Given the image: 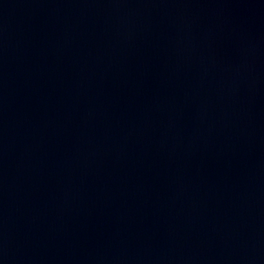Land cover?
<instances>
[{"label": "water", "instance_id": "water-1", "mask_svg": "<svg viewBox=\"0 0 264 264\" xmlns=\"http://www.w3.org/2000/svg\"><path fill=\"white\" fill-rule=\"evenodd\" d=\"M0 264H264V0H0Z\"/></svg>", "mask_w": 264, "mask_h": 264}]
</instances>
